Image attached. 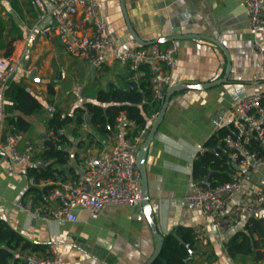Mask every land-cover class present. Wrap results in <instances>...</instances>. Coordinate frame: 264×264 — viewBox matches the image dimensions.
<instances>
[{
  "label": "crops",
  "instance_id": "crops-1",
  "mask_svg": "<svg viewBox=\"0 0 264 264\" xmlns=\"http://www.w3.org/2000/svg\"><path fill=\"white\" fill-rule=\"evenodd\" d=\"M41 1L43 12L27 0H18L19 8L11 7L9 0H0V15L8 25L12 17L22 35L15 38L13 32L7 37H14L8 57L17 63L10 79L23 83L43 105L40 112L26 117L30 128L23 133L39 152L46 137L42 135H47L46 119L54 107L63 112L71 111L77 84L82 85L85 101V88L105 86L108 82L122 86L127 75L126 68L114 62L104 64L92 73L91 65L82 57L68 54L56 35H40V29L52 22L51 4L48 0ZM123 4L133 31L144 43L170 34L193 35L174 39L178 54L171 85L209 82L223 75L227 56L207 37L221 43L229 58L226 82L203 89L185 88L170 96L144 156L148 199L158 230L165 234L176 226L193 229L205 220L199 210L184 203L193 177V162L202 155L197 154V145L208 148L214 159H226V148L219 131L227 126V108L253 90L264 92V73L257 69L258 53L253 46L254 40L264 42V34L249 29L243 0H123ZM98 5L121 48L144 45L128 31L120 0H98ZM76 22L81 25L79 18ZM172 22L177 23L175 32L171 31L175 28ZM0 56H3L2 51ZM31 71H34L33 78L29 77ZM49 84H52V92H49ZM18 113L15 110L8 112ZM86 128L84 125L82 130ZM70 129L71 126L66 131L72 141L68 146L67 176L85 149L78 147ZM9 131L5 119L4 132ZM211 137L214 142L208 147L206 143ZM225 164L229 179L240 177L246 190L264 192V165L245 169ZM28 166L13 165L0 153V219L32 242L44 244L46 248L53 245L62 258L59 264H143L149 258L156 239L146 218L140 217L138 210L134 212V206H108L96 218L91 217L87 209H78L73 222H44L18 209L15 202L27 196L32 185L26 173ZM211 174L212 170H209L208 175ZM217 179L214 177L210 182ZM244 193L233 197L228 206L243 201ZM250 216L264 221V212H261L246 215L222 232L208 227V242L205 245L194 243L188 264H264V246L255 248L261 253L258 257L252 253L231 256L224 248L228 238L246 229ZM25 252H13L17 258L15 264L22 262Z\"/></svg>",
  "mask_w": 264,
  "mask_h": 264
},
{
  "label": "built area",
  "instance_id": "built-area-1",
  "mask_svg": "<svg viewBox=\"0 0 264 264\" xmlns=\"http://www.w3.org/2000/svg\"><path fill=\"white\" fill-rule=\"evenodd\" d=\"M34 1L43 12V2ZM48 1L51 4L52 22L40 29V35H56L68 54L84 58L96 69L113 62L124 66L128 89H133L146 79L151 97L162 103L177 62L178 49L174 40L166 44L153 42L121 48L99 12L98 0ZM243 2L249 29L264 34V0ZM78 18L81 25L76 22ZM253 46L258 53L257 69L264 73V42L254 40ZM16 69L15 60L0 56V153L6 155L13 165L40 167L45 162L38 156L37 146L22 132H4V90ZM84 99L82 85L77 84L71 105H80ZM225 115L230 129L221 137L226 148V162L245 169L264 165V156L250 147L251 141L264 146V92L253 90L239 97L227 108ZM132 127V121L121 111L102 145L85 147L70 174L54 182L45 202H33L28 194L16 201L15 206L40 221L73 222L78 209H87L90 216L96 218L108 206L139 205L140 174L135 157L147 129L141 130L137 136H131ZM47 135L56 140L51 132ZM205 151V146L197 145V154ZM29 181L35 184L33 177ZM50 183L53 182L49 179H39L37 184L44 186ZM242 192H245V199L228 206L229 201ZM184 203L199 210L205 217L192 229L195 242L205 245L208 242V227L222 232L246 215L264 212V192L260 189L246 190L240 177L213 186L203 185L200 180L191 178ZM138 213H142L140 207ZM61 260L55 247L50 244L44 254L25 252L20 264H59Z\"/></svg>",
  "mask_w": 264,
  "mask_h": 264
},
{
  "label": "trees",
  "instance_id": "trees-1",
  "mask_svg": "<svg viewBox=\"0 0 264 264\" xmlns=\"http://www.w3.org/2000/svg\"><path fill=\"white\" fill-rule=\"evenodd\" d=\"M27 1L30 5L35 4L34 0ZM9 3L11 7L19 8L18 0H9ZM13 32L16 33L15 38L22 36L21 30L12 17L8 25L7 20L0 15V51L5 57H8L12 51L14 37L11 39L7 37ZM10 78L11 76L4 90L6 125L10 127L9 132L24 133L30 128L26 117L40 112L43 105L23 83L14 82ZM128 84L126 80L122 86L108 82L105 86L85 88L83 92L86 100L80 105L73 106L70 112H63L57 107L53 108L45 121V128L47 133L51 132L58 141L55 142L49 135H46L38 153L45 163L40 167L30 165L26 168L27 175L33 177L35 182L28 188V194L33 202H45L54 182L59 178L67 177L68 146L72 145L66 132L69 126H71L70 133L77 139L78 147L85 143L99 144L100 147L113 130L116 116L121 111L133 123L131 136H137L141 130L148 129L149 120L157 114L161 102L151 97L146 79L135 85L133 89H128ZM48 88L49 92H52V84H49ZM13 110L19 113L8 114ZM84 125L89 129L88 131L82 130ZM228 132L230 129L225 126L219 131V135L222 137ZM213 142L214 137H211L206 144L209 147ZM250 147L259 155L264 156V146L251 141ZM212 156L207 148L201 156L194 160L192 165V178L200 180L206 186L230 180L225 172L226 159H214ZM209 170H212L211 176L208 175ZM214 177L218 178L217 181L210 182V179ZM206 178H208L207 182ZM39 179H49L53 183L38 186ZM150 217L156 224L153 210L150 212ZM248 223L245 230L235 232L225 241L224 248L229 255L252 253L258 257L261 254L255 251V248H258V245L264 246V221L261 218L250 216ZM161 235L163 240L161 250L151 264H188L195 243L192 229L186 226H176ZM47 248L44 244L32 242L6 221L0 219V264L8 261H14L12 264H15L17 258H14V251L44 254Z\"/></svg>",
  "mask_w": 264,
  "mask_h": 264
},
{
  "label": "water",
  "instance_id": "water-1",
  "mask_svg": "<svg viewBox=\"0 0 264 264\" xmlns=\"http://www.w3.org/2000/svg\"><path fill=\"white\" fill-rule=\"evenodd\" d=\"M120 5H121V10H122L128 31L131 33V35L134 37V39L141 44L145 45V44H150L153 42H164V41L179 39V38L184 37V36H193L192 34H186V35L170 34V35H167L165 37H159V38H157V39H155L149 43H147V42L144 43L139 39V37L136 35V33L133 31V29L130 25L129 19L127 17V14H126V11L124 8L123 0H120ZM172 25H174L175 28L172 27L171 31L175 32L176 27H177V23L172 22ZM207 38L210 39L211 41L215 42L217 45H219L223 49L224 53L227 56V64H226V68H225L223 75L221 77L214 79L212 81H209V82L196 83V84H192V85L185 84V83H175V84L170 85L168 87V89L166 90L165 97L161 103L159 111L157 112V114L154 116V118L150 122V125L148 127V131H147L142 143L140 144V146L138 147V150L136 152L135 164H136V167H137L139 174H140V204L134 205L133 210H134V212H137L138 207H140V209L142 210V213H138V215L140 217L144 216L146 218L148 225H149V227H150V229H151V231H152V233L156 239V245H155L153 252L151 253L149 258L143 264H151L155 260V258L158 256V254L161 250L162 241H163L162 235L159 232L157 225L155 224V222L150 217V212L152 210V206H151L149 199H148L147 179H146V173H145V168H144V156H145L147 147L149 145V142L153 138V136L157 130V127H158V125H159V123L163 117V114H164L165 108L167 106V103L170 99V96L174 92L179 91L181 89H185V88L203 89V88L214 86V85H217V84H220V83L227 81V76H228L229 69H230V63H229V58H228V55L226 53V50L223 47V45H221V43H219L215 39L209 38V37H207ZM95 69H96V66L92 65L91 66L92 73L95 71ZM29 77H31V78L34 77V71H31L29 73ZM86 121L88 122V118H86ZM42 136H46V135L43 134ZM67 168L68 167H66V169Z\"/></svg>",
  "mask_w": 264,
  "mask_h": 264
},
{
  "label": "rangeland",
  "instance_id": "rangeland-1",
  "mask_svg": "<svg viewBox=\"0 0 264 264\" xmlns=\"http://www.w3.org/2000/svg\"><path fill=\"white\" fill-rule=\"evenodd\" d=\"M86 130L88 131L89 129L86 128ZM83 131H85V130H83ZM91 144H92V143H91ZM91 144H86V143H85L84 145H81L80 148L83 149L84 147L90 146ZM82 146H83V147H82ZM92 146H94V147H99V144H94V145H92Z\"/></svg>",
  "mask_w": 264,
  "mask_h": 264
}]
</instances>
